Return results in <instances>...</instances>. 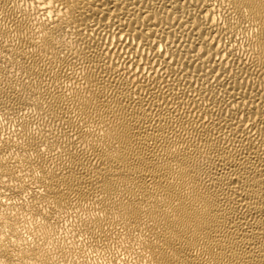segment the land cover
Wrapping results in <instances>:
<instances>
[{"label":"bare ground","instance_id":"1","mask_svg":"<svg viewBox=\"0 0 264 264\" xmlns=\"http://www.w3.org/2000/svg\"><path fill=\"white\" fill-rule=\"evenodd\" d=\"M0 123L2 264H264V0H0Z\"/></svg>","mask_w":264,"mask_h":264},{"label":"rangeland","instance_id":"2","mask_svg":"<svg viewBox=\"0 0 264 264\" xmlns=\"http://www.w3.org/2000/svg\"><path fill=\"white\" fill-rule=\"evenodd\" d=\"M0 124H1V126H2V127L0 126V128L3 129V132H4L6 129H8V128H7L8 126H6L5 123H4V124H3V123H0ZM3 125H4V126H3ZM3 127H4V128H3ZM5 127H6V128H5ZM2 129H0V130L2 131ZM6 131H9V129L6 130ZM66 227H67V228H66ZM69 228H70L69 225H68V226H67V225H66V226L62 225V228L60 227V228H59V231H58L59 236H61V237H65V236H67V237H68V236L70 235V234H68V233H69V231L71 230V229H69ZM71 231H72V230H71ZM67 232H68V233H67ZM70 233H71V232H70ZM69 240H72V239L69 238ZM98 252H99V251H98ZM100 253H103V254L101 255V256H103V257H106V255H107V256H108V257H106L107 259L105 260V258H102V257L100 258ZM121 254H123V253H121ZM121 254H119V253H115L116 257H118V258L120 257V258H119L120 260H119V259L116 260V257L114 256V253H111V255H110V254L105 253V251H100L99 254L96 252V253L94 254V257H95V258L97 257L100 261H99L97 258H96V259H97L98 262H100L101 264H102V263L104 264V261H106V264H108V262H109L110 260H112V261H110V264L115 263V260H116V262H118V264H124V263L126 264V262H127V264H134V262L131 261V260H130L129 263H128L129 260H128V261H125V259H124V258H125V257H124L125 255L123 254V255L121 256ZM96 255H97V256H96ZM104 255H105V256H104ZM112 256H113V257H112ZM110 257H111L112 259H111ZM122 257H124L123 260H124L125 262L122 261V259H121ZM113 258H115V259L113 260ZM102 259H103L104 261H103ZM109 259H110V260H109ZM101 260H102L103 262H101ZM119 261H120V262H119ZM112 262H113V263H112ZM131 262H132V263H131ZM100 263H99V264H100ZM115 264H116V263H115Z\"/></svg>","mask_w":264,"mask_h":264},{"label":"snow or ice","instance_id":"3","mask_svg":"<svg viewBox=\"0 0 264 264\" xmlns=\"http://www.w3.org/2000/svg\"><path fill=\"white\" fill-rule=\"evenodd\" d=\"M31 150L33 151V152H35L36 154H37V156H39L40 157V159L43 161V159H44V156L49 152V151H52L53 150V146L51 145V144H48L47 146L44 144V142L42 141V140H40L39 139V137L38 136H36L34 139H33V143L31 144ZM41 168V170H43V167L41 166L40 167ZM237 176H240L241 178H243V175L241 174V172L238 170L237 171ZM38 175H39V173H38ZM238 181L239 183L237 184V183H235V184H233L232 183V181ZM234 180H232L231 181V183L233 184V185H240L241 186V191H243L244 190V185H241V181L239 180V179H234ZM245 196H247V195H245ZM244 201H246V200H244Z\"/></svg>","mask_w":264,"mask_h":264},{"label":"clouds","instance_id":"4","mask_svg":"<svg viewBox=\"0 0 264 264\" xmlns=\"http://www.w3.org/2000/svg\"><path fill=\"white\" fill-rule=\"evenodd\" d=\"M71 7H74V5H69V8H68V9H65V12H64V13H61V14H62V15H66V17L70 16V14H69V9H70ZM0 264H2V262H0Z\"/></svg>","mask_w":264,"mask_h":264}]
</instances>
